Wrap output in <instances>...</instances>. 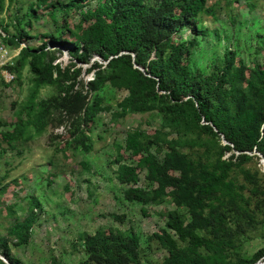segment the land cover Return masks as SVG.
Masks as SVG:
<instances>
[{
  "label": "trees",
  "instance_id": "obj_1",
  "mask_svg": "<svg viewBox=\"0 0 264 264\" xmlns=\"http://www.w3.org/2000/svg\"><path fill=\"white\" fill-rule=\"evenodd\" d=\"M83 1L71 0L60 10L78 11ZM204 3L205 0H159L157 6L150 8L143 0H102L83 16L88 24L79 29L71 44L76 61L85 62L93 54L104 62L102 69L95 61L89 65L84 73L92 71V77L84 83L79 78L81 68L72 63L64 68L53 64L54 58L47 59L44 45L33 51L20 49L14 72L18 74L27 66L32 74L33 90L26 105L28 117L25 122L19 120L15 125L19 128L1 133L0 138L6 142L17 140L23 126H32L39 133L46 127L50 112L58 111L75 125L79 141H86L81 127L92 123L103 110L99 98L93 97L88 103L87 95L105 84L127 93L117 104L119 117L157 111L171 126L185 120L188 129H196L216 140L221 136L226 145L220 148L213 162L203 164L175 150L178 141L161 138L166 135L129 131L124 140L125 149L140 153L138 167L145 169V179L153 186L149 190L133 186L137 180L135 168L122 162L119 156L116 181L130 185L124 191L128 202L146 205L169 197L176 208H184L189 214L190 220L185 223L176 211L168 212L165 230L154 235L167 251L166 264H258L264 260V247L248 259L229 254L232 234L226 218L230 213L243 212L245 200L228 179L229 172L256 157L252 153L260 155L264 163V62L252 69L235 66L234 54L228 52L220 67L209 74L190 72L182 59L196 45V38L174 43L171 35L186 28L196 36L197 16L210 12L204 9ZM15 24V34L11 36L0 26L8 45L17 46L27 36L18 20ZM45 37L58 42L52 36ZM41 86L55 87L56 93L47 100L34 102ZM158 142L168 146L160 162L149 151ZM231 151L234 153L221 159L224 152ZM241 174L248 186V198L254 199L259 209L264 208V174L259 177L262 185L249 171L242 170ZM29 201L33 209L39 206L35 198L29 197ZM35 219L31 209L23 220L8 229L16 244L26 243ZM167 231L185 247L180 248ZM80 241L87 255L84 264H138V237L131 229L126 233L112 230H96L92 235L83 233ZM0 256L8 264H22L10 254L8 241L3 237H0ZM0 264L4 263L0 261ZM49 264L58 263L52 258Z\"/></svg>",
  "mask_w": 264,
  "mask_h": 264
},
{
  "label": "rangeland",
  "instance_id": "obj_2",
  "mask_svg": "<svg viewBox=\"0 0 264 264\" xmlns=\"http://www.w3.org/2000/svg\"><path fill=\"white\" fill-rule=\"evenodd\" d=\"M70 2L0 0V26L5 27L11 36L15 34L18 20L20 28L27 34L15 46L8 45L4 41L5 34L0 31V134L19 128L15 126L19 120L25 122L28 117L26 105L33 90L32 74L27 66H23L18 74L14 72L20 49L33 51L44 45L47 59L54 58L53 64L64 68L72 63L81 68L79 78L83 83L92 77V71L84 73L92 62L103 68L104 62L93 54L85 62L76 61L71 46L80 33L79 29L88 24L83 16L92 12L102 0H85L78 11L69 9L63 13L60 7ZM143 3L154 8L159 0H143ZM204 9L210 12L197 16L195 24L199 32L196 36L186 28L171 35L174 43H187L196 38V45L182 59L190 72L209 74L215 67H220L228 52L234 54L235 66L252 69L262 65L264 0H205ZM6 74L15 77L7 82ZM55 93V87L41 86L34 102L47 100ZM126 95L125 90L113 89L108 84L95 93H88L86 101L89 103L93 97L99 98L103 110L95 115L92 123L81 127L87 137L84 142L79 141L70 118L58 111L50 112L46 127L39 133H35L32 126H23L17 140L6 142L0 138V237L8 241L10 254L22 264H49L52 258L58 264H84L87 255L80 241L81 234L92 235L96 230L126 233L129 229L138 237V264H166L167 251L154 235L165 230L168 212L176 211L185 223L190 217L184 208H176L169 197L146 205L124 199V191L130 185L116 181L118 156L122 162L135 168L137 180L133 186L145 190L153 186L145 179V169L138 167L140 153L125 149V136L132 130L147 135H166L161 138L178 141L175 150L203 164L213 162L226 142L221 136L216 140L196 129L186 128L185 120L171 126L157 111L127 113L119 117L117 104ZM149 151L160 162L168 146L158 142ZM231 153L234 152H224L221 159ZM252 155L256 157L232 168L228 175L245 198L242 202L244 211L230 213L226 218L232 234L229 254L244 259L264 247V208L259 209L255 200L248 198V186L241 174L242 170L249 171L262 185L259 177L263 173V160L256 153ZM29 197L38 201L37 208L31 207ZM31 209L36 219L29 229L27 241L16 244L15 238L8 235V229L23 220ZM168 233L180 248L185 247L172 232ZM198 234L202 235L199 231Z\"/></svg>",
  "mask_w": 264,
  "mask_h": 264
},
{
  "label": "water",
  "instance_id": "obj_3",
  "mask_svg": "<svg viewBox=\"0 0 264 264\" xmlns=\"http://www.w3.org/2000/svg\"><path fill=\"white\" fill-rule=\"evenodd\" d=\"M262 170H263V173H264V163L262 161ZM0 261L3 262L4 264H8L5 259L3 257L0 256Z\"/></svg>",
  "mask_w": 264,
  "mask_h": 264
},
{
  "label": "built area",
  "instance_id": "obj_4",
  "mask_svg": "<svg viewBox=\"0 0 264 264\" xmlns=\"http://www.w3.org/2000/svg\"><path fill=\"white\" fill-rule=\"evenodd\" d=\"M6 78H5V81H10L11 79H14V76L13 75H9V74H6V76H5Z\"/></svg>",
  "mask_w": 264,
  "mask_h": 264
},
{
  "label": "bare ground",
  "instance_id": "obj_5",
  "mask_svg": "<svg viewBox=\"0 0 264 264\" xmlns=\"http://www.w3.org/2000/svg\"><path fill=\"white\" fill-rule=\"evenodd\" d=\"M259 264H264V260L261 263H259Z\"/></svg>",
  "mask_w": 264,
  "mask_h": 264
}]
</instances>
